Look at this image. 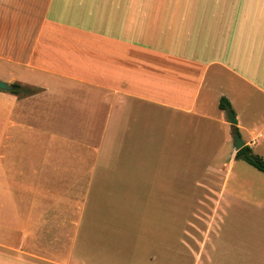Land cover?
Here are the masks:
<instances>
[{
  "label": "crops",
  "instance_id": "0c3cea01",
  "mask_svg": "<svg viewBox=\"0 0 264 264\" xmlns=\"http://www.w3.org/2000/svg\"><path fill=\"white\" fill-rule=\"evenodd\" d=\"M0 64V79L34 88L0 89V264H110V241L74 257L54 230L93 186L100 200L149 198L133 156L151 118H188L191 132L208 119L210 151L237 157L239 133L264 158V0H0ZM233 161L219 194L200 186L215 200L208 261L262 264L264 176L255 209H220L251 200L227 190Z\"/></svg>",
  "mask_w": 264,
  "mask_h": 264
},
{
  "label": "rangeland",
  "instance_id": "374dc122",
  "mask_svg": "<svg viewBox=\"0 0 264 264\" xmlns=\"http://www.w3.org/2000/svg\"><path fill=\"white\" fill-rule=\"evenodd\" d=\"M7 73L6 66L0 64V77H6ZM149 121L151 139L133 156L142 162L138 179H146L141 185L145 186L146 193L149 191V198L131 200L120 196L100 200L96 198L95 186L91 187L92 195L86 198L85 207L84 200L81 199L80 204L77 200L67 228L54 230L60 250L72 252L77 257L81 243L84 242L87 249L86 245H92L91 240H94L97 242L95 251H98L108 240L111 251L109 256L106 253L103 257L108 258L110 264H210V209L215 200L209 195L216 188L218 194L223 190L231 159L234 160L233 172L227 190L251 200L223 201L222 197L220 209L227 205L237 210L255 209L253 203L262 188L255 183V176H264V172L243 158L233 157L231 148L210 151L208 119H198L199 127H206L198 128L197 132L190 131L188 118L160 119L156 116ZM208 183L217 186L210 189V193L200 187ZM123 187L126 183L120 182L117 190H126ZM105 225L113 227L110 236L103 228ZM226 231L227 223L222 225L221 222V228L216 230L221 237L214 233L216 242L230 240ZM258 248L259 260L264 264V243ZM198 253L201 260H198Z\"/></svg>",
  "mask_w": 264,
  "mask_h": 264
},
{
  "label": "trees",
  "instance_id": "16d2710c",
  "mask_svg": "<svg viewBox=\"0 0 264 264\" xmlns=\"http://www.w3.org/2000/svg\"><path fill=\"white\" fill-rule=\"evenodd\" d=\"M15 89L12 90L13 93L19 94L22 91V86L18 83H14ZM220 107L226 110L232 111L231 104L227 98H222L220 101ZM238 131V129L236 128ZM236 131V132H237ZM237 157L243 158L246 162L256 167L258 170L264 172V158L254 152V150L249 145H244L237 151Z\"/></svg>",
  "mask_w": 264,
  "mask_h": 264
},
{
  "label": "water",
  "instance_id": "95a60500",
  "mask_svg": "<svg viewBox=\"0 0 264 264\" xmlns=\"http://www.w3.org/2000/svg\"><path fill=\"white\" fill-rule=\"evenodd\" d=\"M0 89L12 91L15 89V86H14V84L8 83V82L0 79ZM230 121L233 124L237 123V119H236L235 114L233 112L230 113ZM235 138H236V148H237V150H239L240 148H242L245 145V142L242 140V137L240 136L239 133L235 134Z\"/></svg>",
  "mask_w": 264,
  "mask_h": 264
}]
</instances>
